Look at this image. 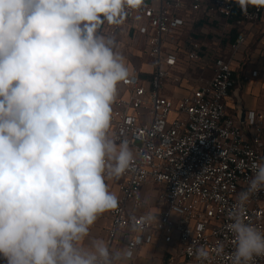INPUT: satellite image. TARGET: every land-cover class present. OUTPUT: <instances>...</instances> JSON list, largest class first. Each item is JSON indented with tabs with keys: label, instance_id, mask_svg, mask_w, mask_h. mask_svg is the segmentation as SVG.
<instances>
[{
	"label": "clouds",
	"instance_id": "9594fccd",
	"mask_svg": "<svg viewBox=\"0 0 264 264\" xmlns=\"http://www.w3.org/2000/svg\"><path fill=\"white\" fill-rule=\"evenodd\" d=\"M101 0H0V259L5 264H130L141 236L113 247L93 236L118 207L106 179L132 165L127 139L111 132L112 105L129 70L101 24ZM242 8L264 0H237ZM136 0H119L132 6ZM254 117V114H250ZM237 196L231 264L264 257V233L243 219L264 190V162ZM223 251L218 245L216 254ZM212 253L195 250L200 264Z\"/></svg>",
	"mask_w": 264,
	"mask_h": 264
},
{
	"label": "built area",
	"instance_id": "2783aa9c",
	"mask_svg": "<svg viewBox=\"0 0 264 264\" xmlns=\"http://www.w3.org/2000/svg\"><path fill=\"white\" fill-rule=\"evenodd\" d=\"M101 7L108 10L109 0ZM111 10L113 20L137 22L151 70L133 66L112 105L111 132L129 141L135 158L121 176L118 207L108 211L106 241L113 245L120 235L126 244L140 235L130 264L158 235L171 248L165 264H200L199 247L212 253L207 264H231L235 240L227 225L253 163L264 162V139L263 116L249 111L241 120L228 111L227 98L237 86L236 53L252 46L264 60V7L242 8L237 0H139L121 8L116 0ZM204 16L210 26L202 29L203 40L185 37ZM233 29L235 42L220 46ZM101 30L113 34L119 26L105 21ZM148 184L160 187L156 213L145 208ZM243 219L264 233V190L250 197ZM249 264H264V257Z\"/></svg>",
	"mask_w": 264,
	"mask_h": 264
},
{
	"label": "crops",
	"instance_id": "0c3cea01",
	"mask_svg": "<svg viewBox=\"0 0 264 264\" xmlns=\"http://www.w3.org/2000/svg\"><path fill=\"white\" fill-rule=\"evenodd\" d=\"M113 22L119 26V30L113 34L108 30L101 31L104 35L114 40L116 51L123 56L128 70L136 66L143 72L150 71V61L145 52V35L138 33V31L134 29V25L137 22L126 21L120 19L118 16ZM253 70H257V76H251ZM233 75L237 81L236 88L238 89L235 90V88V91L233 90L231 95L227 98L228 111L231 114L238 115L239 111L236 105L237 100L240 99L245 110V115L249 111H254L256 114L262 115V138L264 139V60L260 53L251 48L241 49L237 52L233 62ZM119 87L120 85L118 88ZM120 181L121 177L106 179L110 191L114 192L117 196L120 193ZM159 190L160 187L156 184H148L144 188V196L147 201L145 208L152 210L154 213L159 210V205L157 203ZM110 223L108 212L102 214L91 227V234L106 240ZM121 243L124 242L120 239L119 235L117 241L111 246L117 247ZM170 250L171 248L167 246L158 235L152 243L143 244L137 249L134 263L165 264V256Z\"/></svg>",
	"mask_w": 264,
	"mask_h": 264
},
{
	"label": "trees",
	"instance_id": "16d2710c",
	"mask_svg": "<svg viewBox=\"0 0 264 264\" xmlns=\"http://www.w3.org/2000/svg\"><path fill=\"white\" fill-rule=\"evenodd\" d=\"M209 26H210L209 19L204 16L195 24H193V26L190 27L189 30H187L184 35L185 37H191V38L203 40V38L206 36V33H204L202 29L206 27L208 28ZM237 34L238 31L236 29L231 30L228 36L221 40L220 46L224 48L230 47L235 42Z\"/></svg>",
	"mask_w": 264,
	"mask_h": 264
},
{
	"label": "water",
	"instance_id": "95a60500",
	"mask_svg": "<svg viewBox=\"0 0 264 264\" xmlns=\"http://www.w3.org/2000/svg\"><path fill=\"white\" fill-rule=\"evenodd\" d=\"M237 89H238V88H236L235 90H237ZM235 90H234V91H235ZM236 108H237V110L239 111L238 117H239L241 120H243L244 117H245V110H244V108H243V106H242V104H241V100H240V99L237 100Z\"/></svg>",
	"mask_w": 264,
	"mask_h": 264
},
{
	"label": "rangeland",
	"instance_id": "374dc122",
	"mask_svg": "<svg viewBox=\"0 0 264 264\" xmlns=\"http://www.w3.org/2000/svg\"><path fill=\"white\" fill-rule=\"evenodd\" d=\"M251 45H253V46H254V44H253V41H252V40H251V42H250L249 46H251ZM251 48H252V46H251Z\"/></svg>",
	"mask_w": 264,
	"mask_h": 264
},
{
	"label": "snow or ice",
	"instance_id": "6c2138e0",
	"mask_svg": "<svg viewBox=\"0 0 264 264\" xmlns=\"http://www.w3.org/2000/svg\"><path fill=\"white\" fill-rule=\"evenodd\" d=\"M105 2V0H101V3H104ZM136 2L138 3L139 2V0H136Z\"/></svg>",
	"mask_w": 264,
	"mask_h": 264
}]
</instances>
